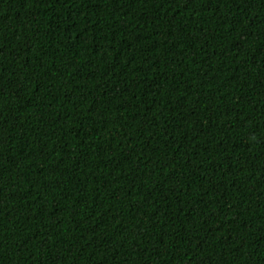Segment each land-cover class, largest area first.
Masks as SVG:
<instances>
[{"label": "trees", "instance_id": "16d2710c", "mask_svg": "<svg viewBox=\"0 0 264 264\" xmlns=\"http://www.w3.org/2000/svg\"><path fill=\"white\" fill-rule=\"evenodd\" d=\"M0 264H264V0H0Z\"/></svg>", "mask_w": 264, "mask_h": 264}]
</instances>
